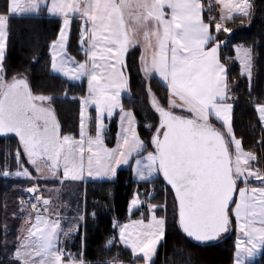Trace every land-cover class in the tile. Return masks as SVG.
I'll return each instance as SVG.
<instances>
[{
    "label": "snow or ice",
    "instance_id": "1",
    "mask_svg": "<svg viewBox=\"0 0 264 264\" xmlns=\"http://www.w3.org/2000/svg\"><path fill=\"white\" fill-rule=\"evenodd\" d=\"M217 3L219 17L206 20L202 0H6L0 12V136L13 134L19 147L17 170L0 175L32 180L22 157L37 173L47 172L41 179L61 185L86 178L112 180L121 166L134 165L138 181L162 178L170 186L174 220L187 238L201 245L218 241L235 221L239 235L234 264H248L264 252V171L254 163L258 156L245 151L234 133L233 97L220 57L227 41L219 39L231 32L226 24L234 18L250 20L254 6L250 0ZM42 12L62 18L58 38L50 45L51 69L69 81H87V95L79 98L78 138L62 133L52 96L34 94L23 76L6 78L9 15ZM73 17L81 22L78 44L83 61L67 52ZM137 50L136 71L158 114L157 125L146 126L152 132L147 141L139 133L135 114L121 101L122 93L130 91ZM235 54L251 89L253 49L237 45ZM154 77L166 86L167 107L152 91ZM256 112L264 125V104H257ZM114 117L118 130L115 146L109 147V122ZM26 191L32 194L30 208L36 215L34 220L30 213L24 217L28 227L9 257L13 264H90L83 246L79 254L65 252L62 246L61 237L78 232L79 225L63 229V217L53 212L51 200L42 198L38 186ZM144 207L150 214L147 222ZM134 209L141 210L140 218L127 224L114 221L118 237L110 236L105 249L111 251L119 242L141 264H154L168 227L167 198L160 205L145 204L137 193L129 203L130 215ZM158 209L164 215H157ZM20 210L24 211L23 203ZM98 264L123 261L117 255Z\"/></svg>",
    "mask_w": 264,
    "mask_h": 264
},
{
    "label": "trees",
    "instance_id": "2",
    "mask_svg": "<svg viewBox=\"0 0 264 264\" xmlns=\"http://www.w3.org/2000/svg\"><path fill=\"white\" fill-rule=\"evenodd\" d=\"M6 0H0V12L5 8ZM205 5V19L208 16L218 18L217 5L214 0H202ZM253 11L251 19L241 21L234 18L226 24L231 29L230 33H223L219 37L227 41L221 45V62L225 64L228 72V83L233 95V129L236 137L242 140L245 151H252L258 156L254 162L264 171V128L261 125L257 104H264V0H251ZM210 9V10H209ZM61 19L46 16H9V43L6 57L7 79L13 76L25 77L36 95L53 97L52 106L61 124L63 134H72L78 138L80 103L79 98L87 95L86 81L72 84L67 79L54 75L51 72L50 45L58 38ZM79 27L73 24L68 53L78 61H83L84 56L78 44ZM243 45L253 49L255 58V71L253 83L249 89L248 81L241 74L240 65L235 59V46ZM139 50L131 69L129 96L122 99L126 110L133 112L139 122V133L147 141L152 134L147 125L155 127L158 123V114L151 107L149 95L142 74L136 71L135 63L138 62ZM152 91L161 103L167 104L166 87L154 77L151 81ZM66 93V95H65ZM95 116V111H90ZM216 123V122H214ZM217 127H220L216 123ZM108 146L114 147L115 134L118 130L116 118L109 122ZM19 147L18 138L10 136L0 139V173L7 170L13 173L17 170L15 153ZM24 163L26 158L22 157ZM35 180L4 178L0 175V264H13L9 259L20 239V227L24 211L20 210L21 201L26 198V189L33 185L47 188L43 192L50 197L53 207L61 208L64 217H77L84 215L83 221L64 220L65 230L73 225H79V231L74 233L75 240L69 246V252L79 254L82 248L81 234L84 235V258L90 264L119 256L123 264H139L141 261L124 248L119 242L106 251L107 239L116 235L113 222L120 224L129 220L127 210L129 202L138 189L142 199L148 203L163 204L167 198V231L165 239L161 242L154 264H233L235 243L238 232L235 229L224 239L209 244H196L188 239L178 228L172 211L173 193L165 182L156 179L153 182L138 183L133 179L131 167L121 168L116 179L111 182H92L85 184L78 182L63 183L57 180H45L36 176ZM155 193L151 194V188ZM58 190V191H57ZM26 205V202H24ZM65 206V207H63ZM143 209H146L144 207ZM140 211L131 219H139ZM93 213L95 214L93 216ZM157 215L164 213L157 210ZM148 213L144 217L147 219ZM7 228L5 233L4 229ZM5 240L7 246L5 247ZM257 264H264V255Z\"/></svg>",
    "mask_w": 264,
    "mask_h": 264
},
{
    "label": "rangeland",
    "instance_id": "3",
    "mask_svg": "<svg viewBox=\"0 0 264 264\" xmlns=\"http://www.w3.org/2000/svg\"><path fill=\"white\" fill-rule=\"evenodd\" d=\"M250 2H251V0H250ZM214 3L217 5L218 3H217V0H214ZM219 5V4H218ZM219 15H220V6H219ZM219 15H218V17H219ZM70 38V37H69ZM68 45H69V41H68ZM237 46V45H236ZM235 46V47H236ZM245 47V46H244ZM67 48H68V46H67ZM67 52H68V50H67ZM68 55L69 56H71L69 53H68ZM235 59H236V56H235ZM236 61H237V63L240 65V63H239V61L236 59ZM241 68V67H240ZM255 71V58H254V69H253V72ZM51 72L54 74V75H58V76H62L61 74H59V73H56V72H54L52 69H51ZM63 77V76H62ZM64 78V77H63ZM66 79V78H65ZM69 81V80H68ZM70 83H72V84H79V83H81V81H69ZM232 95V94H231ZM232 97H233V95H232ZM161 102V101H160ZM230 102L231 103H233V98H232V100H230ZM162 104V103H161ZM165 107H167V104H166V106ZM25 168H28V170L31 172V175H32V177H33V180H35V179H37V175L38 176H40L41 177V175H43V176H47V172L46 171H44L42 174H40V173H37L33 168H32V166L31 165H29L27 162L26 163H24V165H23ZM133 167H134V165H133ZM133 167L131 168V170H132V174L134 175L133 177H134V180L135 181H137L138 183H142L143 181H138L137 180V178H136V176H135V174H134V171H133ZM14 173V172H13ZM8 178H14V179H23V178H17V177H15V176H10V177H8ZM48 180H52V179H48ZM70 182H72V181H64V183H70ZM74 182H78V183H82V181L80 182V181H74ZM34 186H38V188H39V192H40V194L45 198V197H47L43 192H46L50 187H51V185L49 184V183H46V186H47V188H41L39 185H33V187ZM25 193H26V198H25V200H22L21 201V204L23 203L24 204V202H26V205H24V217L26 216V214H28V213H30L31 214V216H32V218H34L33 216L34 215H36V212H35V210H32L31 208H30V204L32 203V202H34L32 199H31V196L32 195H29L28 194V192L27 191H25ZM137 193H139V191H138V189H136L135 190V192H134V194H133V197H132V199L137 195ZM139 196H140V199H141V201H143L145 204H146V202L142 199V197H141V195H140V193H139ZM131 199V200H132ZM130 200V201H131ZM130 203V202H129ZM38 207H40V205H38ZM63 207H65V206H63ZM129 207V206H128ZM57 209H58V207H57ZM143 210V213H144V217L146 216V213H148V217H147V219H145V222H147L148 221V219L150 218V214H149V212H147L148 211V209L146 208V209H142ZM138 211H140V210H133V212L131 213V215L129 214V212H128V210H127V215H128V217H129V220L126 222V223H122V224H127V223H130V221L131 220H135V219H131L132 218V216L135 214V213H137ZM75 217H63V219L61 220V225H63V222H64V220H73ZM21 228V227H20ZM26 228H27V226H26ZM63 229H65L64 228V226H63ZM20 231V230H19ZM115 233H116V236L118 237V231L115 229ZM74 236H75V234H73ZM62 238H63V236H62ZM162 242V241H161ZM161 242H160V244H161ZM160 244L158 245V248H157V252H156V255L153 257V260H154V262H155V260H156V258H157V254H158V251H159V247H160ZM130 250V249H129ZM139 264H141V263H139Z\"/></svg>",
    "mask_w": 264,
    "mask_h": 264
},
{
    "label": "crops",
    "instance_id": "4",
    "mask_svg": "<svg viewBox=\"0 0 264 264\" xmlns=\"http://www.w3.org/2000/svg\"><path fill=\"white\" fill-rule=\"evenodd\" d=\"M217 14L219 15V5L217 4ZM9 16H16V15H9ZM24 16H46V17H50V18H56V19H61V21H62V18H60V17H54V16H51V15H49L47 12H42V13H40L39 15H34V14H31V15H20V16H16V17H24ZM75 22H77V24H78V27H79V29H80V20L78 19V18H76V17H73V22H72V27H73V24L75 23ZM72 30V29H71ZM50 53H51V50H50ZM58 76V75H57ZM60 77H62V76H60ZM158 81H159V79L157 78V77H155ZM82 81H84V80H82ZM81 81V82H82ZM85 81H86V79H85ZM160 82V84L161 85H163V83L161 82V81H159ZM86 84H87V81H86ZM164 86V85H163ZM164 87H166V86H164ZM127 96H129V91H126V92H124V93H122V96H121V101H122V99L123 98H125V97H127ZM91 110H93L94 111V109H90V111ZM129 111V110H128ZM115 118V117H114ZM113 118V119H114ZM116 120H117V118H116ZM213 122H216L215 120H213ZM216 123H218V122H216ZM117 124H118V120H117ZM219 124V123H218ZM263 126V128H264V125H262ZM115 146V145H114ZM127 168V167H129V166H127V165H124V166H121V168ZM133 167V166H132ZM131 167V168H132ZM121 168H119L118 170H117V173H118V171L121 169ZM117 176V175H116ZM134 176V175H133ZM116 179V177L114 178V179H112V180H93V179H90V178H86L84 181H82V183L83 184H85L87 181H92V182H111V181H114ZM133 179H134V177H133ZM81 182V181H80ZM253 183H258V182H253ZM52 205H53V202H52ZM52 205H51V208H52V210L55 212V211H59V209H57V207H52ZM33 210V209H32ZM148 212V211H147ZM33 217H35V215L33 216ZM61 217H64V216H61ZM33 220H34V218H33ZM26 226L28 227V224H26L25 223V220H24V216H23V219H22V224H21V228H20V238H22L24 235H26V232L25 231H22V230H24V229H27L26 228ZM62 226V225H61ZM236 229V228H235ZM233 230H234V227H233ZM232 230V231H233ZM238 235H239V233H238ZM61 239H62V237H61ZM264 255V252H261V253H259L258 254V256L255 258V259H253V260H251V261H249L248 262V264H257L259 261H260V259L262 258V256ZM234 264V263H233Z\"/></svg>",
    "mask_w": 264,
    "mask_h": 264
},
{
    "label": "built area",
    "instance_id": "5",
    "mask_svg": "<svg viewBox=\"0 0 264 264\" xmlns=\"http://www.w3.org/2000/svg\"><path fill=\"white\" fill-rule=\"evenodd\" d=\"M155 193V189L152 188L151 189V194H154ZM75 240V237L73 235L70 234V236L68 238H63L62 240V246L64 248V251L65 252H68L69 251V245L72 244Z\"/></svg>",
    "mask_w": 264,
    "mask_h": 264
},
{
    "label": "water",
    "instance_id": "6",
    "mask_svg": "<svg viewBox=\"0 0 264 264\" xmlns=\"http://www.w3.org/2000/svg\"><path fill=\"white\" fill-rule=\"evenodd\" d=\"M10 136H13V134H9L7 137H4V136H0V139H6V138H8V137H10ZM169 188H170V186H168ZM30 188V187H29ZM28 194H30V195H32L31 193H29L28 192ZM43 198V197H42ZM45 199H50L49 197H45ZM51 200V199H50ZM232 230H233V228L228 232V233H226V234H224L219 240H221V239H224L226 236H228L231 232H232ZM189 239V238H188ZM191 240V239H190ZM192 241V240H191ZM192 242H194V243H196V244H198L197 242H195V241H192ZM214 242H216V241H214ZM211 243H213V242H211Z\"/></svg>",
    "mask_w": 264,
    "mask_h": 264
}]
</instances>
